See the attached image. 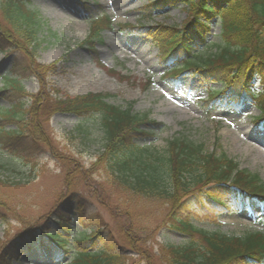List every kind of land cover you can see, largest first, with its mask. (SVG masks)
<instances>
[{"label":"rangeland","instance_id":"rangeland-1","mask_svg":"<svg viewBox=\"0 0 264 264\" xmlns=\"http://www.w3.org/2000/svg\"><path fill=\"white\" fill-rule=\"evenodd\" d=\"M156 1L29 0L30 8L43 21L41 45L34 52L28 49V54L15 49L0 52V91H4L0 112L11 107L6 78L12 77L31 96H52V90L70 97L109 94V104L123 109L131 106L133 113L153 122L147 126L150 136L136 138L140 145L161 153L172 139L202 144L205 150L225 154L264 182V128L256 124L259 111L251 104L211 107L206 101L209 89L194 73L185 74L178 83L162 76L161 46L138 28L179 25L185 13L182 6L151 10L149 6ZM81 3H87L88 9ZM95 15L109 17L112 25L89 47L84 41L90 17ZM210 28L207 44L197 56L214 52V45L219 44V20L212 21ZM32 62L43 68L34 72ZM254 84L253 90L260 91L258 79ZM212 87L223 89L219 83ZM31 103L28 99L27 104ZM48 118L34 120L31 127L19 131L21 146L15 144L11 149L0 144V264H76L81 247L95 250L99 246L118 256L116 264H144L137 255L142 249L135 241L134 251L127 250L130 240L121 228L126 218L132 227L148 231V239H142L141 245L150 264H156L164 244L189 242V236L170 227L172 203L148 209L133 201L125 214L127 204L108 188L101 166L106 155L98 115L57 112ZM6 129L14 130L16 125ZM218 191L213 195L230 210L213 204L205 195H191L176 214L207 232L237 237L264 233V208L257 209L256 215L241 204L234 207V201ZM61 213L68 222L65 232L56 224ZM97 228L100 237L93 245L82 242ZM46 231L67 239L65 252L50 242Z\"/></svg>","mask_w":264,"mask_h":264},{"label":"trees","instance_id":"trees-1","mask_svg":"<svg viewBox=\"0 0 264 264\" xmlns=\"http://www.w3.org/2000/svg\"><path fill=\"white\" fill-rule=\"evenodd\" d=\"M81 4L85 10L88 9L87 3ZM177 6H182L185 13L179 25H157L151 29L137 27L161 46L163 77L170 81H177L187 73L202 77L209 89L206 101L211 107L224 103L236 105L237 108L251 104L260 113L256 124L264 128V0H157L149 8L157 11ZM216 19L221 28L219 44L214 45V52L197 56L196 52L206 46L210 24ZM111 25L109 17H90L85 45L90 47L91 43L100 40L101 33ZM42 26V18L30 8L29 0H0L1 53L11 49L26 53L28 49L37 51L41 45L39 36ZM42 68L38 63L32 62L30 65L34 72ZM45 68L50 71L52 66ZM256 78L261 88L258 92L253 90ZM6 83L7 89L12 92L8 98L12 104L0 112L1 145L11 149L15 144L21 146L22 134L19 131L31 127L34 120H48L57 112L79 117L98 115L106 155L101 166L107 174L108 188H112L111 191L127 204L125 214L130 211L133 201L148 209L165 203L173 204L169 215L170 227L189 236V242L183 246L164 244L157 252L156 264L264 262L263 232L242 237L207 232L195 227L188 218L182 219L176 214L185 208L183 206L189 197L197 195H205L213 204L230 210V206L213 195L219 189L223 196L234 201V207L241 204L255 214L257 208H264V182L258 175L240 169L239 164L223 153L207 151L202 144L196 145L187 140L172 139L161 153L147 145H140L136 138L150 136L147 126L153 125V122L146 116L133 113L131 106L123 109L109 104V94L89 93L70 97L52 90V96L46 93L44 96H31L24 92L18 78H6ZM213 83L221 84L223 89L215 91ZM2 93L4 91H0ZM24 98L26 101H23ZM28 99L32 105L27 104ZM9 124H15L16 129H6ZM63 216L61 213L56 223L60 232L68 228ZM122 222V231L130 240L126 243L131 248L127 249L128 252L134 251L135 241L136 246L142 249L137 251L140 261L150 264L144 258L145 250L141 245L142 239L144 242L148 239V231L142 227H132L129 218ZM96 230L91 231L82 242L93 245L100 237V229ZM45 234L57 249L65 252L67 239L58 232L46 231ZM81 249L76 252V264H116L118 256L106 252L102 246L95 250L87 247Z\"/></svg>","mask_w":264,"mask_h":264},{"label":"bare ground","instance_id":"bare-ground-1","mask_svg":"<svg viewBox=\"0 0 264 264\" xmlns=\"http://www.w3.org/2000/svg\"><path fill=\"white\" fill-rule=\"evenodd\" d=\"M257 79V78H256ZM262 144H264V139H262Z\"/></svg>","mask_w":264,"mask_h":264}]
</instances>
